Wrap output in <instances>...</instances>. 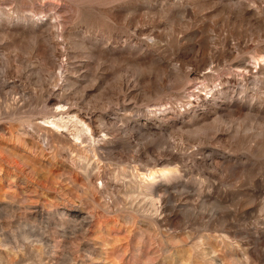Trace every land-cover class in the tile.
<instances>
[{
    "label": "rangeland",
    "instance_id": "1",
    "mask_svg": "<svg viewBox=\"0 0 264 264\" xmlns=\"http://www.w3.org/2000/svg\"><path fill=\"white\" fill-rule=\"evenodd\" d=\"M0 169V264H264V0H0Z\"/></svg>",
    "mask_w": 264,
    "mask_h": 264
},
{
    "label": "bare ground",
    "instance_id": "2",
    "mask_svg": "<svg viewBox=\"0 0 264 264\" xmlns=\"http://www.w3.org/2000/svg\"><path fill=\"white\" fill-rule=\"evenodd\" d=\"M0 170H1V169H0ZM152 179H154V176H150V177H149V180H152Z\"/></svg>",
    "mask_w": 264,
    "mask_h": 264
}]
</instances>
